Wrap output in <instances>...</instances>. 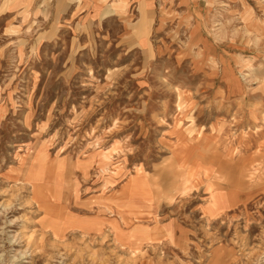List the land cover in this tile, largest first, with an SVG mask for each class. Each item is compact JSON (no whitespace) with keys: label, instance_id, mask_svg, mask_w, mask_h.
I'll return each mask as SVG.
<instances>
[{"label":"rangeland","instance_id":"1","mask_svg":"<svg viewBox=\"0 0 264 264\" xmlns=\"http://www.w3.org/2000/svg\"><path fill=\"white\" fill-rule=\"evenodd\" d=\"M39 1L0 20V264H264V0Z\"/></svg>","mask_w":264,"mask_h":264},{"label":"crops","instance_id":"2","mask_svg":"<svg viewBox=\"0 0 264 264\" xmlns=\"http://www.w3.org/2000/svg\"><path fill=\"white\" fill-rule=\"evenodd\" d=\"M17 1L21 4H15L12 10L3 11V0H0V20L5 21L4 17L9 13L15 15L16 13L21 14L26 11H32V7L40 3L39 0ZM169 1L177 3V0ZM55 4L60 7V9L56 8L57 11L55 13L61 15L62 19L65 20H73L80 17H82V20L86 18L93 21L101 20L108 9L111 12V17L109 18H116L122 24H125L129 20L132 10H134V5L145 4L149 6L151 2L149 0H53V5ZM175 235L177 236L176 233Z\"/></svg>","mask_w":264,"mask_h":264},{"label":"bare ground","instance_id":"3","mask_svg":"<svg viewBox=\"0 0 264 264\" xmlns=\"http://www.w3.org/2000/svg\"><path fill=\"white\" fill-rule=\"evenodd\" d=\"M181 167V166H180ZM181 168H183V169H186L185 167H181ZM204 175V174H203ZM214 185V184H213ZM141 187L143 188V189H145V188H149V186H148V184H146V182H141ZM150 190H151V188H149ZM217 191V190H216ZM210 194V193H209ZM111 213V212H110ZM120 218V217H119Z\"/></svg>","mask_w":264,"mask_h":264}]
</instances>
